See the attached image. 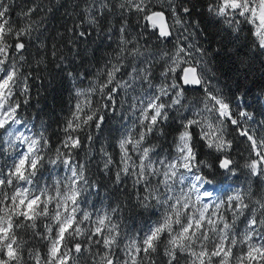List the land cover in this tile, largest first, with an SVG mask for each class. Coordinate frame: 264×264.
<instances>
[{
    "label": "snow or ice",
    "instance_id": "snow-or-ice-1",
    "mask_svg": "<svg viewBox=\"0 0 264 264\" xmlns=\"http://www.w3.org/2000/svg\"><path fill=\"white\" fill-rule=\"evenodd\" d=\"M60 5L0 0V264H264V188L237 183L241 173L264 182V121L244 92L228 99L212 87L191 0H71L50 35ZM203 8L233 31L249 25L264 50V0ZM90 37L110 42L103 62L74 70ZM50 68L74 84L55 145L26 114ZM108 117L122 125L115 155L96 147ZM170 118L166 153L155 137ZM93 167L128 184L155 221L130 233L127 201L89 207L100 189Z\"/></svg>",
    "mask_w": 264,
    "mask_h": 264
},
{
    "label": "trees",
    "instance_id": "trees-1",
    "mask_svg": "<svg viewBox=\"0 0 264 264\" xmlns=\"http://www.w3.org/2000/svg\"><path fill=\"white\" fill-rule=\"evenodd\" d=\"M205 3L206 0H191V4L195 6L191 16L194 21H199V30L195 39L207 53L212 84L228 99L244 92L249 105L248 110L254 113V119L264 121V107L260 102V98L264 96V50L256 46L249 25L242 24L239 31H233L227 25L208 15L203 8ZM70 6L71 0H61L59 7L54 6V12L49 20L50 35H54L56 29L62 26L65 13L70 11ZM109 44L110 42L102 37H90L87 45L88 54L70 67L77 71L91 73L103 62ZM31 87L32 98L26 114L32 119V123L37 129L45 130V135L55 145L61 136L64 118L68 115L73 103L74 84L64 71L50 68L40 80L32 83ZM121 126L118 119L108 117L102 132L97 136V149L101 144H104L107 150L115 155L114 143L120 135ZM162 127L163 135L155 137V142L160 150L167 146L169 152V145L172 143L177 125L170 118L169 123ZM230 138L232 137L230 136ZM242 140V137H236L234 148L237 154L243 152L246 155L244 150L247 145L241 143ZM237 158L239 159L240 156L237 155ZM206 159L213 162L211 157H206ZM93 171L95 180L100 185L99 192L95 193L98 197L97 208L103 204L127 201L126 204H123L124 227L130 233L147 229L155 218V210L134 206L129 195L131 189L128 184L123 187L116 186L111 174L105 175L97 167H93ZM249 182L254 190L264 188V182H261L258 177L249 181L246 174L244 182L241 175L237 180V183L242 185ZM106 197L108 199H105Z\"/></svg>",
    "mask_w": 264,
    "mask_h": 264
},
{
    "label": "rangeland",
    "instance_id": "rangeland-1",
    "mask_svg": "<svg viewBox=\"0 0 264 264\" xmlns=\"http://www.w3.org/2000/svg\"><path fill=\"white\" fill-rule=\"evenodd\" d=\"M209 74H210V73H209ZM212 87H214L213 84H212ZM214 88H215V87H214ZM262 97H264V96H262ZM260 102H261V105L264 107V99H261V98H260ZM125 119L128 120V119H130V117H126ZM162 151H164V152L167 153V152H168V147L165 146L164 149H163ZM3 163H4V158H0V166H2ZM44 175H45V177H47V176H48V173L45 172ZM241 178H242V180H243V182H244V180H245V178H246V174H245V173L241 174ZM240 185H242V184L240 183ZM92 202H94L95 205H97V203H98V197L95 195V193H90V194H89V207L92 205V204H91ZM102 206H106V205L103 204ZM155 218H156V217H155ZM155 218H154V220L150 223V225L155 221ZM150 225H149V226H150ZM149 226H148V227H149Z\"/></svg>",
    "mask_w": 264,
    "mask_h": 264
}]
</instances>
